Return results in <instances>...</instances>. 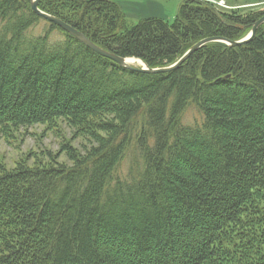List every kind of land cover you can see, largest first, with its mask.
Masks as SVG:
<instances>
[{
	"label": "trees",
	"instance_id": "1",
	"mask_svg": "<svg viewBox=\"0 0 264 264\" xmlns=\"http://www.w3.org/2000/svg\"><path fill=\"white\" fill-rule=\"evenodd\" d=\"M32 1L0 0V131L63 121L92 146L64 148L71 166L0 163V264H264V24L247 44H208L148 75L94 53ZM39 9L150 69L208 38L243 40L264 17L195 0L173 24L130 26L113 0ZM40 23L44 35L28 36Z\"/></svg>",
	"mask_w": 264,
	"mask_h": 264
},
{
	"label": "rangeland",
	"instance_id": "2",
	"mask_svg": "<svg viewBox=\"0 0 264 264\" xmlns=\"http://www.w3.org/2000/svg\"><path fill=\"white\" fill-rule=\"evenodd\" d=\"M117 2L130 26L137 25L141 20L158 18L173 24L177 18L179 7L185 0H113ZM213 5L223 13L237 12L238 15L249 13H264V0H195ZM46 26L40 23L27 32L28 36L44 35ZM56 36H60L58 33ZM132 66L142 68L140 64ZM201 117L197 110L190 107L185 114L184 124L193 126L200 123ZM92 145L88 138L72 129L67 123L58 121L55 128L38 125L18 131H12L6 136L0 131V163L8 170H13L18 163L32 165L35 160L44 161L47 156L55 163L71 166L70 159L64 148L72 147L80 153H85ZM131 154L121 166V174L132 164Z\"/></svg>",
	"mask_w": 264,
	"mask_h": 264
},
{
	"label": "water",
	"instance_id": "3",
	"mask_svg": "<svg viewBox=\"0 0 264 264\" xmlns=\"http://www.w3.org/2000/svg\"><path fill=\"white\" fill-rule=\"evenodd\" d=\"M39 2L40 0H33L31 3V9L32 11L42 19L46 20L47 22H50L52 24H55L57 27L61 28L63 31L68 33L70 36L75 38L77 41L82 43L84 46H86L88 49L93 51L94 53L98 54L99 56L108 59L121 68H124L131 72H136L140 74H148V75H157V74H167L171 73L173 71H176L179 69L193 54H195L197 51H199L202 47L212 44V43H222L226 44L229 47H239L244 44L249 43L254 36L256 35L257 30L264 24V17L255 23L253 26V29L251 33L243 40L240 41H229L222 38H208L205 40H202L198 42L196 45H194L177 63H175L172 66L166 67V68H160V69H150L148 68L142 61L138 60L140 65H142V68L134 67L132 64L129 63V58H121L113 53H110L106 50L101 49L100 47L96 46L93 42H91L84 34L77 31L76 29L72 28L71 26L67 25L66 23L60 21L59 19L52 17L44 12H42L39 9Z\"/></svg>",
	"mask_w": 264,
	"mask_h": 264
},
{
	"label": "bare ground",
	"instance_id": "4",
	"mask_svg": "<svg viewBox=\"0 0 264 264\" xmlns=\"http://www.w3.org/2000/svg\"><path fill=\"white\" fill-rule=\"evenodd\" d=\"M129 63L130 64H134V63H138V64H140L139 62H138V60L137 59H131V60H129Z\"/></svg>",
	"mask_w": 264,
	"mask_h": 264
}]
</instances>
